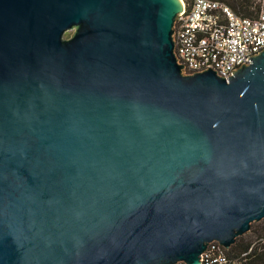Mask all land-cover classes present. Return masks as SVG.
<instances>
[{
	"label": "water",
	"instance_id": "1",
	"mask_svg": "<svg viewBox=\"0 0 264 264\" xmlns=\"http://www.w3.org/2000/svg\"><path fill=\"white\" fill-rule=\"evenodd\" d=\"M184 4L0 0V264H201L264 218V48L184 73Z\"/></svg>",
	"mask_w": 264,
	"mask_h": 264
},
{
	"label": "built area",
	"instance_id": "2",
	"mask_svg": "<svg viewBox=\"0 0 264 264\" xmlns=\"http://www.w3.org/2000/svg\"><path fill=\"white\" fill-rule=\"evenodd\" d=\"M174 51L184 73L211 67L228 78L264 48V0L255 17L240 16L219 0H191L174 22ZM217 241L201 254V264H237Z\"/></svg>",
	"mask_w": 264,
	"mask_h": 264
},
{
	"label": "trees",
	"instance_id": "3",
	"mask_svg": "<svg viewBox=\"0 0 264 264\" xmlns=\"http://www.w3.org/2000/svg\"><path fill=\"white\" fill-rule=\"evenodd\" d=\"M183 1L186 7L191 3V0ZM219 1L227 4L235 13L244 17H255L260 6V0ZM249 231L245 236H238L236 242L226 250V254L237 264H264V218L253 222Z\"/></svg>",
	"mask_w": 264,
	"mask_h": 264
},
{
	"label": "rangeland",
	"instance_id": "4",
	"mask_svg": "<svg viewBox=\"0 0 264 264\" xmlns=\"http://www.w3.org/2000/svg\"><path fill=\"white\" fill-rule=\"evenodd\" d=\"M72 32H73V30H68V31L65 32L64 35H65V36H69ZM249 232H250V231H248V232H246V233H244V234H242V235L245 236V235L248 234ZM242 235H241V236H242ZM235 242H236V241H235Z\"/></svg>",
	"mask_w": 264,
	"mask_h": 264
},
{
	"label": "flooded vegetation",
	"instance_id": "5",
	"mask_svg": "<svg viewBox=\"0 0 264 264\" xmlns=\"http://www.w3.org/2000/svg\"><path fill=\"white\" fill-rule=\"evenodd\" d=\"M70 35H71V34H70ZM70 35H69V36H70ZM69 36H65V37H69Z\"/></svg>",
	"mask_w": 264,
	"mask_h": 264
}]
</instances>
